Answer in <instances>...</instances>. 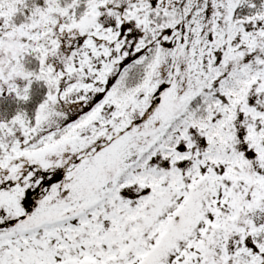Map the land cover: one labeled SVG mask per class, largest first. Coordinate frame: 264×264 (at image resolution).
Returning <instances> with one entry per match:
<instances>
[{"label": "snow or ice", "instance_id": "obj_1", "mask_svg": "<svg viewBox=\"0 0 264 264\" xmlns=\"http://www.w3.org/2000/svg\"><path fill=\"white\" fill-rule=\"evenodd\" d=\"M0 264H264V0H0Z\"/></svg>", "mask_w": 264, "mask_h": 264}]
</instances>
